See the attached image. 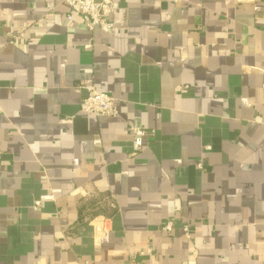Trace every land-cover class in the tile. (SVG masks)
I'll use <instances>...</instances> for the list:
<instances>
[{"label":"crops","instance_id":"obj_1","mask_svg":"<svg viewBox=\"0 0 264 264\" xmlns=\"http://www.w3.org/2000/svg\"><path fill=\"white\" fill-rule=\"evenodd\" d=\"M115 1L0 0V264H264V0Z\"/></svg>","mask_w":264,"mask_h":264},{"label":"built area","instance_id":"obj_2","mask_svg":"<svg viewBox=\"0 0 264 264\" xmlns=\"http://www.w3.org/2000/svg\"><path fill=\"white\" fill-rule=\"evenodd\" d=\"M69 9L67 19H71L72 15H78L85 28L88 31H93L96 28L112 30L113 23L109 20V15L116 10L118 5L115 0H63ZM48 10L46 17L52 15L53 10L49 5H46ZM32 24L21 25L16 33L11 37V43H24L27 40V31ZM76 91L84 92V96L79 104V111L85 114H91L103 117H116L118 112L115 106V100L101 92H98L93 86L81 83L76 86ZM62 122H66L63 120ZM133 152H137L142 145V139L145 137L144 131L135 129L133 131ZM40 207L39 201H34L33 210H38ZM160 231L166 234H171L175 229L173 220H167L160 226ZM181 231L187 239L191 238V232L187 226H182ZM139 255H150V249L145 253L139 252Z\"/></svg>","mask_w":264,"mask_h":264}]
</instances>
